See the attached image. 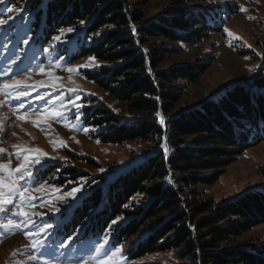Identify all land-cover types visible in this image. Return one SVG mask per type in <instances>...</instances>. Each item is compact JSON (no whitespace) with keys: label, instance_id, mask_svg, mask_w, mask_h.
Wrapping results in <instances>:
<instances>
[{"label":"trees","instance_id":"1","mask_svg":"<svg viewBox=\"0 0 264 264\" xmlns=\"http://www.w3.org/2000/svg\"><path fill=\"white\" fill-rule=\"evenodd\" d=\"M223 1L174 0L147 22L144 8L131 0H6L0 5V13L2 6L15 5L29 16L27 28L35 46L47 45L62 30L74 29L52 49L55 57L65 64L94 58L99 62L96 67L78 73L137 117L120 119L92 97L95 104L83 108V120L95 127L93 138L118 145L142 140L155 148L125 171L86 180V193L63 214L64 236L78 233L76 239L82 240L102 238L107 232L111 246H126L130 261L174 251L180 264H264V242L212 250L264 224V185L219 204L196 200L200 192L188 193L184 188L214 183L219 169L264 141L262 78L231 85L172 113L186 85L199 80L210 60L158 70L165 56L179 49L154 43L166 40L192 46L222 33L226 20L238 11L237 4ZM22 14L11 13L15 17L11 21ZM157 112L165 117L163 124ZM165 142L167 153L161 147ZM59 164L48 163L39 172L45 177L52 172L68 175L62 179L81 174ZM117 217L120 221L110 229Z\"/></svg>","mask_w":264,"mask_h":264},{"label":"rangeland","instance_id":"2","mask_svg":"<svg viewBox=\"0 0 264 264\" xmlns=\"http://www.w3.org/2000/svg\"><path fill=\"white\" fill-rule=\"evenodd\" d=\"M173 1L131 0L133 3H140V6L144 8V22L162 14ZM223 2L237 4L238 11L231 14L226 20L222 33H213L199 44L192 46L169 43L166 40H158L154 43L163 42V44H169L179 49L178 52L168 53L158 70H166L174 65H191L203 60H210L199 80L186 85L172 113L179 109H188L198 101L223 93L224 90L237 83H251L254 79L262 78V88H264V0H224ZM242 8H246L247 11H242ZM6 9L1 7L4 16L7 15ZM16 14L14 12V15ZM28 20L29 16L25 17L22 14V17L16 21H9L7 25L0 27V81L24 78L25 74L30 76V79L27 80V84L30 85L28 88L30 95L21 97L20 100L13 99L0 106V118L6 117L3 121V130L0 131V147L7 149L5 153L0 154V162L8 163L11 160V166L14 168L17 163L22 161V156L17 158L14 155L18 149H13L11 147L13 144L29 149H39L43 153H47V156L42 158V166L35 169L34 184L29 182L32 187L46 184L45 192L35 193L38 198L33 201L34 208L29 209L28 205H24L25 209L30 212H44L46 215L43 217L34 216L35 223L25 225L22 218L12 215V211L18 210L13 205L7 206L9 211L0 212V222L6 223L7 219L11 218L21 222L22 225L11 231L0 228V264H41V261L46 257H40L37 260L28 259L32 255L39 256V250L32 248V244L36 240L42 242L43 250L47 252V258H51L53 264H80V258L86 257L92 245L104 237L80 240L76 239L75 235L70 248L64 249L60 247V244L73 235L64 236L61 227L64 223L63 214L66 213L63 209L67 208L69 204L80 201L81 196L86 193L88 188L84 187L83 192L77 194L78 199L75 201L71 197L66 200L56 199L54 195H51L52 188H59L58 195L64 196L66 192L71 191L72 187L85 185V181L93 175L103 174L107 178L116 172H122L137 165L152 155L155 148L147 141L142 140L127 141L118 145L101 143L92 137L95 127L87 125L83 120V108L95 104L90 100L92 97H95L96 101H103L107 104L120 119L137 117L131 115L122 103L114 100L92 81L78 73L80 69L84 68H79L74 72L66 70L85 63L92 65L88 68H94L99 62L87 57L71 64H65L61 58L55 57L52 49L48 52L44 51L45 48L55 43L53 39L42 47L32 44L31 32L27 28ZM64 32L63 41L68 34L66 30ZM229 32L233 35H229ZM3 36L5 38H2ZM24 40H28L29 43L25 44ZM153 41L151 40L150 43ZM41 67L44 68L43 72L40 71ZM252 68H255V71H250ZM49 72L51 75L48 74ZM55 77H59V79H55ZM37 81L44 83L36 85ZM70 88L77 89V92H69ZM38 95L44 99L37 100ZM77 95L80 97L77 103L82 105L79 110L73 105H68V111L64 117L40 119L42 110L47 108L64 111L60 107L61 104H67L69 99L75 100ZM3 99L4 96L0 95V100ZM21 103L24 105L23 108H19ZM17 115H26L28 118L18 120L16 119ZM77 115L80 117L79 120L76 119ZM163 118L165 121V117ZM33 121H37V123H33ZM65 124L76 127L74 130H70L69 127H65ZM85 129L88 131L86 132ZM60 141L64 142L63 145L60 144ZM24 154L39 155V153ZM57 162L60 163V167L76 168L81 171V174L78 173L73 179L69 177L62 179L61 176L66 178L68 175L52 172L51 174L47 173L45 177L39 172L48 163ZM100 169L104 171H100ZM217 172H219V177L214 183L188 185L184 187L185 191L189 193V190H196L200 192L197 196L193 195L196 200L212 199L216 204H219L244 191L261 187L264 185V141L246 149L229 166L219 169ZM54 179H62V181L53 182ZM18 203L19 200H17ZM49 204L50 207L45 206ZM56 208L62 211L52 210ZM44 222L58 224L59 227H54L50 232L39 236L34 235ZM263 242L264 224L245 231L228 241H222L212 250L216 252L223 248L249 244L259 245ZM118 246L122 245H110L111 248ZM125 247L122 246L123 260H120L119 264L181 263L176 258L174 251L153 253L136 261H130L126 257Z\"/></svg>","mask_w":264,"mask_h":264},{"label":"snow or ice","instance_id":"3","mask_svg":"<svg viewBox=\"0 0 264 264\" xmlns=\"http://www.w3.org/2000/svg\"><path fill=\"white\" fill-rule=\"evenodd\" d=\"M27 2V0H25ZM211 2V0H210ZM6 4V0H0V5ZM242 11H247L246 8H242ZM23 9L13 5L10 7H7L6 13H7V19L4 18V13H0V27H3L9 23V21L15 19L11 15V13L16 12L17 15H19ZM251 18V17H250ZM81 23H84L81 21ZM68 33H71L74 31L72 28H68L66 30ZM133 31H135V27H133ZM226 32H228L227 29H225ZM65 35V32L62 30L60 35L54 36L52 39L55 43L51 44L48 48H45L44 51L48 52L51 49L57 48L61 43H63V36ZM229 35H233L229 32ZM25 44L29 43L28 40L23 41ZM90 60L94 58H89ZM247 59V57H246ZM92 65L85 63L83 65H77L75 68H67L66 70L68 72H74L77 71L79 68H88ZM11 71V69H9ZM40 71L43 72L44 68L41 67ZM250 71H255V68L250 69ZM51 75V73H48ZM30 79V76L25 74L24 78H13L11 80H4L0 81V95L4 96L3 100H0V106L5 105L6 103H9L11 100H20L21 97H27L30 95V92L28 91V88L30 85L27 84V80ZM55 79H59V77H55ZM43 81H37L36 85H42ZM62 87V86H61ZM69 92L76 93L77 89L70 88L68 89ZM15 94V95H13ZM37 100H42L44 97L37 96ZM80 99L79 95L76 96L75 100L69 99L67 104H61V109H64V111L57 110V109H44L42 110V115L40 116V119H60L64 117L66 111H68V105H73L77 110H79L82 105L77 103V101ZM24 105L21 103L19 105V108H23ZM18 111V110H13ZM157 116L160 117V123H164V118L161 116L159 112L156 113ZM28 117L17 115L16 119L18 120H25ZM79 115L76 116V119L79 120ZM6 119V117L0 118V131L3 130L4 124L3 121ZM33 123H37V121H33ZM65 127H69L70 130H74L76 127L75 125H68L65 124ZM87 132L88 129H85ZM15 135V133H13ZM63 141H60V144L63 145ZM13 149H18L15 151L14 155L17 158L23 157L22 161L17 163V165L13 168L11 166V160L8 163L0 162V212H7L9 209L7 208L8 205H13L14 208L18 209L16 211H12L13 216H18L22 218L23 223L25 225L27 224H34L35 221L33 219L34 216H41L43 217L46 215L44 212H30L29 210H26L24 205H28L29 209L34 208L35 205L33 204V201H35L38 197L35 195V193H44L45 189L47 187L46 184H41L38 187H32L29 182L31 181L34 184V175H35V169L38 166H42L43 160L42 158L47 156V153H43L39 149H29L24 148L20 145H11ZM161 147L164 148L165 153H167L168 148L165 144H162ZM7 151V149L0 147V154H3ZM24 153H39L38 156H30L25 155ZM100 171H104L103 169H100ZM169 181L171 182V177H169ZM94 182V181H93ZM86 185L81 184L80 186L72 187L70 192H66L64 196L58 195L60 192L59 188L53 187L51 191V195H54L56 199L58 200H66L67 198L71 197L73 201L78 199L77 194L82 193L84 190V187ZM17 200H19V203L17 204ZM47 207H50L49 205H45ZM74 207V204H69L67 208L63 209L64 212H70L72 208ZM55 212L62 211L59 208L52 209ZM120 217H117L116 220H113L111 225H109V228L113 225H116L120 221ZM21 222H18L16 220H13L11 218L7 219V222H0V228L5 229L7 231H11L14 228L21 227ZM54 227H59V225H53L49 224L47 222H44L38 230L34 233V235L39 236L43 233L50 232ZM78 233H74L73 236H69L66 240H63V242L60 244V247L64 249L70 248L71 241L73 240L74 236ZM26 235H28L26 233ZM109 233L106 232L104 238L102 240H99L95 242L92 247L89 250V254L86 257L80 258V264H119L120 260H123L122 253V246H118L115 248L110 247V239H109ZM32 248L34 250H39V256L32 255L29 256V260H37L40 257H46L41 261V264H53L51 258H47V252L43 250L42 242L39 240H36L32 244Z\"/></svg>","mask_w":264,"mask_h":264}]
</instances>
